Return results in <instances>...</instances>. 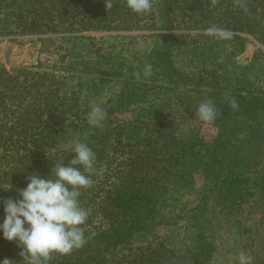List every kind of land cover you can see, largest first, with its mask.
<instances>
[{"label":"trees","instance_id":"1","mask_svg":"<svg viewBox=\"0 0 264 264\" xmlns=\"http://www.w3.org/2000/svg\"><path fill=\"white\" fill-rule=\"evenodd\" d=\"M111 4L0 0V38L33 36L41 53L54 54L11 70L0 62V223L3 202L21 198L30 174L48 177L68 164L79 137L96 154L93 184L79 198L90 209L88 239L49 264H238L242 251L264 264V97H241L205 66L235 55L232 43L245 41L237 33L264 45V0H152L143 14L126 0ZM212 25L231 38L186 42L176 33ZM145 29L159 33L86 35ZM206 90L216 94L215 108L238 111L237 121L217 112L212 143L193 123ZM93 103L106 111L102 127L88 123ZM117 113L130 121L119 123ZM20 252L0 233V261L22 264Z\"/></svg>","mask_w":264,"mask_h":264},{"label":"clouds","instance_id":"2","mask_svg":"<svg viewBox=\"0 0 264 264\" xmlns=\"http://www.w3.org/2000/svg\"><path fill=\"white\" fill-rule=\"evenodd\" d=\"M106 7L112 6L105 0ZM127 7L137 14L152 9V0H126ZM206 35L218 40H229L232 33L217 25L205 30ZM141 47L143 44L141 43ZM143 75H152V65L143 69ZM139 79V73H137ZM235 109V100L231 102ZM201 121L212 122L216 119L214 105L203 102L196 111ZM106 111L98 103L90 105L87 113L89 125L102 127ZM74 152L68 164H55L48 177L40 173L29 175L27 187L19 190L20 199H7L3 202L4 219L0 223V233L10 242L21 248L22 264H49L54 255H69L84 247L90 209L81 206V190L92 186V174L96 165V154L79 137L70 142ZM4 189V188H2ZM10 189V188H8ZM238 264H253L252 257L240 252ZM5 258L0 264H13Z\"/></svg>","mask_w":264,"mask_h":264},{"label":"rangeland","instance_id":"3","mask_svg":"<svg viewBox=\"0 0 264 264\" xmlns=\"http://www.w3.org/2000/svg\"><path fill=\"white\" fill-rule=\"evenodd\" d=\"M253 18V15H249ZM246 27V25H245ZM158 31L138 30V31H119V32H87L86 35L91 37H100L107 34H119V35H150ZM176 33L184 35L185 41L189 42L193 39L198 38L202 34H206L205 30H178ZM233 34V33H232ZM238 35L245 38V41L236 43L233 42L235 55L232 56L230 53H225L219 56L216 61H208L206 65H211L214 69H218V72L225 78V83L228 84L234 93H238L241 97L247 100L260 99L264 97V45L252 34L248 33H237ZM40 45L37 43L36 37L33 36H19L16 40L11 41L6 38H0V62L6 66L7 69L11 70L17 66L31 65L37 62H51L54 59L53 53H41ZM204 65V64H202ZM210 67V68H211ZM204 89V88H203ZM153 97L155 93H152ZM203 96L206 97V102L215 105L216 94L212 91H204ZM218 97V96H217ZM218 107V106H217ZM216 110L219 113L223 110L224 115L227 119L237 121V112L235 110L226 111L224 107ZM226 111V112H225ZM260 111V110H258ZM228 112V113H227ZM217 113V115H218ZM252 113V112H251ZM222 114V115H223ZM230 114V115H229ZM223 115V116H224ZM249 112L245 115L247 118ZM221 116V115H220ZM253 118L255 116H252ZM257 123L259 121L264 122V115H257ZM238 118H241L238 116ZM115 119L119 123H128L131 119L130 113H117ZM215 121V120H214ZM214 121L204 122L199 119L196 115L193 119L194 124L200 126V136L205 142L212 143L218 135V127ZM227 124L226 121L223 125ZM203 176H196V184L198 187L203 185ZM191 197H185V202H191ZM262 212L259 211L254 213L252 217L258 218L262 216ZM247 215L243 214L240 219H244Z\"/></svg>","mask_w":264,"mask_h":264}]
</instances>
